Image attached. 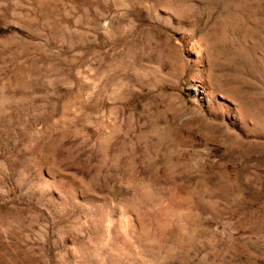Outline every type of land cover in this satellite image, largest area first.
Wrapping results in <instances>:
<instances>
[{
  "label": "rangeland",
  "instance_id": "374dc122",
  "mask_svg": "<svg viewBox=\"0 0 264 264\" xmlns=\"http://www.w3.org/2000/svg\"><path fill=\"white\" fill-rule=\"evenodd\" d=\"M0 28V264H264V0H0Z\"/></svg>",
  "mask_w": 264,
  "mask_h": 264
},
{
  "label": "bare ground",
  "instance_id": "6f19581e",
  "mask_svg": "<svg viewBox=\"0 0 264 264\" xmlns=\"http://www.w3.org/2000/svg\"><path fill=\"white\" fill-rule=\"evenodd\" d=\"M203 51V50H202ZM201 49L199 48L198 45H195L192 47L191 51L189 52L191 55H193L194 57L198 58L200 55H202V52ZM201 53V54H200ZM201 57V56H200ZM198 62V61H197ZM198 86V85H197ZM201 85H199L200 87ZM204 86V85H203ZM203 89V88H202ZM202 89H200L201 91H203ZM205 89V88H204ZM199 92V89L198 87L196 88V93ZM208 92V91H207ZM207 95V94H206ZM202 96V95H201ZM205 96V95H204Z\"/></svg>",
  "mask_w": 264,
  "mask_h": 264
},
{
  "label": "trees",
  "instance_id": "16d2710c",
  "mask_svg": "<svg viewBox=\"0 0 264 264\" xmlns=\"http://www.w3.org/2000/svg\"><path fill=\"white\" fill-rule=\"evenodd\" d=\"M1 30H4V29H1V28H0V31H1Z\"/></svg>",
  "mask_w": 264,
  "mask_h": 264
}]
</instances>
